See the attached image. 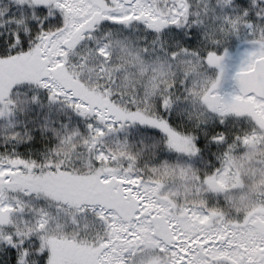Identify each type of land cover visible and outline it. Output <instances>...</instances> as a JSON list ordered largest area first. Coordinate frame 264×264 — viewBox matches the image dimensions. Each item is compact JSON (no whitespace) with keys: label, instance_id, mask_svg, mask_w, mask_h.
Returning a JSON list of instances; mask_svg holds the SVG:
<instances>
[{"label":"snow or ice","instance_id":"obj_1","mask_svg":"<svg viewBox=\"0 0 264 264\" xmlns=\"http://www.w3.org/2000/svg\"><path fill=\"white\" fill-rule=\"evenodd\" d=\"M0 264H264V0H0Z\"/></svg>","mask_w":264,"mask_h":264},{"label":"rangeland","instance_id":"obj_2","mask_svg":"<svg viewBox=\"0 0 264 264\" xmlns=\"http://www.w3.org/2000/svg\"><path fill=\"white\" fill-rule=\"evenodd\" d=\"M243 48V44L239 41L235 43L229 44V49L232 52V56L228 61L229 67L226 72L225 80L221 85L222 92H230L232 90V80H231V73L235 70V66L237 65L239 58H240V51Z\"/></svg>","mask_w":264,"mask_h":264}]
</instances>
